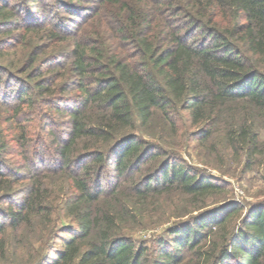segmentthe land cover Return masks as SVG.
I'll use <instances>...</instances> for the list:
<instances>
[{
    "label": "trees",
    "instance_id": "1",
    "mask_svg": "<svg viewBox=\"0 0 264 264\" xmlns=\"http://www.w3.org/2000/svg\"><path fill=\"white\" fill-rule=\"evenodd\" d=\"M25 48L0 64V264H264V204L209 208L229 185L163 145L264 159V0H0V58ZM175 198L197 213L151 256L126 232Z\"/></svg>",
    "mask_w": 264,
    "mask_h": 264
},
{
    "label": "rangeland",
    "instance_id": "2",
    "mask_svg": "<svg viewBox=\"0 0 264 264\" xmlns=\"http://www.w3.org/2000/svg\"><path fill=\"white\" fill-rule=\"evenodd\" d=\"M27 49H19L17 51L9 52L0 58V64L7 66L20 67L25 59V53ZM129 133V131H126ZM135 134H141L145 139L154 141L157 144L161 143L158 139L160 134L157 132L155 136H150L142 130H137ZM260 141L264 142V132L260 130ZM158 138V139H157ZM180 138L167 137L165 141L167 144H163L166 149L177 151L181 158L189 165L196 167L206 175L214 177L219 183H225L229 185L228 198L220 196L210 199L208 201L209 208L225 203V199L240 204L245 211L249 210L259 204H264V159L263 156H258L254 164L247 168L245 162L240 163L233 162L229 158L224 160H218L215 154H211L207 149H198L195 146H189L181 141ZM16 158L8 159V165L12 166ZM174 205H166L167 211L155 215L152 220L147 222V227L143 229H136L134 231H127L130 237L139 243H145L151 249V256H154V249L157 245L158 239L164 237V231L173 224L186 221L190 216L195 215L197 212L189 216H184L182 219H176L174 214L177 212L176 207L185 213L189 208L187 203L181 202L180 199L175 198ZM176 205V206H175ZM63 226H68V221L61 223Z\"/></svg>",
    "mask_w": 264,
    "mask_h": 264
}]
</instances>
